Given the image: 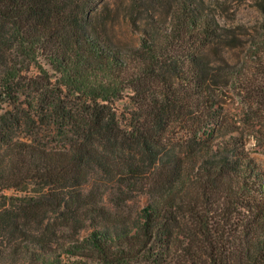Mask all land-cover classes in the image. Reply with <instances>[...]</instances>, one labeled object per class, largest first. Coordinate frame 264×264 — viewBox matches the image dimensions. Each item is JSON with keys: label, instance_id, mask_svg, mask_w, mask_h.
I'll use <instances>...</instances> for the list:
<instances>
[{"label": "trees", "instance_id": "1", "mask_svg": "<svg viewBox=\"0 0 264 264\" xmlns=\"http://www.w3.org/2000/svg\"><path fill=\"white\" fill-rule=\"evenodd\" d=\"M96 1L0 0V264H264V169L223 104L264 118L259 45L223 56L217 0H130L120 43Z\"/></svg>", "mask_w": 264, "mask_h": 264}, {"label": "rangeland", "instance_id": "2", "mask_svg": "<svg viewBox=\"0 0 264 264\" xmlns=\"http://www.w3.org/2000/svg\"><path fill=\"white\" fill-rule=\"evenodd\" d=\"M209 3V0H207ZM222 2L218 17L222 26L230 33L235 41L227 43L223 56L231 64L242 68L252 66L247 58L250 49L259 45L256 50L261 54L263 64L259 67L264 75V0H217ZM101 9L110 8L112 13L111 34L117 41L124 44L138 45L140 29L145 27L146 6L140 4L137 9L130 0H97ZM207 3V4H208ZM143 12V13H141ZM145 14V15H142ZM141 27V28H140ZM222 57L219 59L221 62ZM257 69V66L255 67ZM52 72H54L51 69ZM244 91H232L224 100L227 115L236 122L245 137L250 154L264 169V118H260L254 111L246 116L247 108L243 102ZM126 101H119L117 106L123 110ZM32 187L28 191H32ZM6 194L12 196L24 195L25 191L8 190Z\"/></svg>", "mask_w": 264, "mask_h": 264}]
</instances>
